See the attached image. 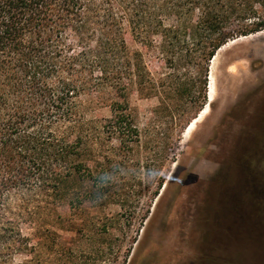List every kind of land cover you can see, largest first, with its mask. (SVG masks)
<instances>
[{
  "label": "rangeland",
  "instance_id": "rangeland-1",
  "mask_svg": "<svg viewBox=\"0 0 264 264\" xmlns=\"http://www.w3.org/2000/svg\"><path fill=\"white\" fill-rule=\"evenodd\" d=\"M258 32L223 44L232 41L214 65V97L207 95L209 104L179 132L172 118L191 115L188 101L199 100L200 57L169 67L127 30V46L143 54L156 79L153 88H130L127 111L139 131L112 132L109 106L89 112L104 127L88 164L109 172L108 188L79 203L73 180L75 195L57 209L49 231L43 225L36 253L15 255L14 263L264 264V30ZM175 212L179 219L164 222Z\"/></svg>",
  "mask_w": 264,
  "mask_h": 264
},
{
  "label": "trees",
  "instance_id": "trees-1",
  "mask_svg": "<svg viewBox=\"0 0 264 264\" xmlns=\"http://www.w3.org/2000/svg\"><path fill=\"white\" fill-rule=\"evenodd\" d=\"M127 30L169 67L200 57L199 100L172 118L181 132L207 102L216 50L264 30V0H0V264L36 253L43 225L75 195L73 180L79 203L106 192L109 172L88 164L104 125L88 114L109 106L112 132H137L131 85L156 81Z\"/></svg>",
  "mask_w": 264,
  "mask_h": 264
},
{
  "label": "bare ground",
  "instance_id": "bare-ground-1",
  "mask_svg": "<svg viewBox=\"0 0 264 264\" xmlns=\"http://www.w3.org/2000/svg\"><path fill=\"white\" fill-rule=\"evenodd\" d=\"M259 33V32H258ZM232 41H230L229 43H231ZM229 43H227L226 45H222L221 47H219L217 49V52L215 53V55L213 56V58L211 59V64H210V76H209V82H208V87H207V92H208V101H212L213 97H214V93H215V82L213 81V69H214V65L216 64V59L218 56V53L224 48L226 47ZM209 103V102H208ZM207 107H205L201 113L199 114V116L197 117V119H194L186 128V132H189L194 124L197 122V120L206 112Z\"/></svg>",
  "mask_w": 264,
  "mask_h": 264
},
{
  "label": "flooded vegetation",
  "instance_id": "flooded-vegetation-1",
  "mask_svg": "<svg viewBox=\"0 0 264 264\" xmlns=\"http://www.w3.org/2000/svg\"><path fill=\"white\" fill-rule=\"evenodd\" d=\"M215 89H216V86H215ZM171 201H172V199H170V202ZM170 202H169V204H170ZM172 203H174V200ZM167 208H168V206H167ZM179 218H180V215L177 212H175L174 214L170 213V214H168L167 218H165L164 222H169L170 220H175V219H179Z\"/></svg>",
  "mask_w": 264,
  "mask_h": 264
},
{
  "label": "crops",
  "instance_id": "crops-1",
  "mask_svg": "<svg viewBox=\"0 0 264 264\" xmlns=\"http://www.w3.org/2000/svg\"><path fill=\"white\" fill-rule=\"evenodd\" d=\"M207 103V102H206ZM209 104V103H208Z\"/></svg>",
  "mask_w": 264,
  "mask_h": 264
},
{
  "label": "water",
  "instance_id": "water-1",
  "mask_svg": "<svg viewBox=\"0 0 264 264\" xmlns=\"http://www.w3.org/2000/svg\"><path fill=\"white\" fill-rule=\"evenodd\" d=\"M208 103V102H207Z\"/></svg>",
  "mask_w": 264,
  "mask_h": 264
}]
</instances>
